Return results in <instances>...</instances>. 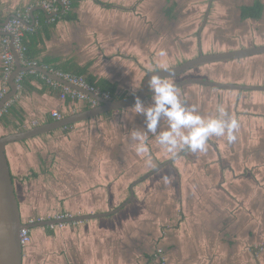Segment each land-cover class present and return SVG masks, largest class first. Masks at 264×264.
<instances>
[{"label":"crops","instance_id":"1","mask_svg":"<svg viewBox=\"0 0 264 264\" xmlns=\"http://www.w3.org/2000/svg\"><path fill=\"white\" fill-rule=\"evenodd\" d=\"M49 1L0 0V24L19 14L32 32L45 20L49 35L39 60L89 66V74L125 97L139 91L149 72L196 58L200 45L208 52L264 46V9L260 19L243 14L264 0H80L76 20L56 23L59 12L38 9ZM213 32L234 36L219 41ZM1 50L0 44V89ZM228 68L217 80L227 79ZM28 73L32 89L21 88L12 102L24 112L25 130L56 121L54 112L64 118L86 106L65 95L62 84ZM236 84L264 86V54L236 60ZM180 89L204 103L198 111L205 117L223 106L240 123L236 141L211 137L206 154L167 153L148 133L153 153L138 154L131 132L147 130L145 117L128 108L7 146L25 224L108 214L32 227L22 264H264V92ZM15 132L0 124V137ZM132 187L130 203L110 214Z\"/></svg>","mask_w":264,"mask_h":264},{"label":"water","instance_id":"2","mask_svg":"<svg viewBox=\"0 0 264 264\" xmlns=\"http://www.w3.org/2000/svg\"><path fill=\"white\" fill-rule=\"evenodd\" d=\"M60 5L64 11V5L60 2ZM211 2L209 3L207 16L205 17V23L208 20V13L210 12ZM38 9L46 11L43 7H38ZM58 15V14H55ZM55 15H49V18H53ZM16 16H12L14 18ZM33 17V14H32ZM3 21L0 27H3L11 19ZM4 35V32H1ZM199 55L187 62L177 65L172 68H166L162 70H156L149 72L144 78L142 85L137 93L131 96L119 98L116 100H105L102 97L95 95L83 88L72 84L68 80L58 76L57 74L50 72L47 68L38 65L23 66L19 56L15 53L16 66L9 79L10 91L0 102V111L4 108L6 103L13 101L18 95L19 89L16 80L18 77L25 72L36 71L43 74L47 78L62 84L70 89L77 90L83 94L90 96L91 98L97 100L100 104L94 108H90L85 111H81L60 120H56L50 123H45L39 126H35L28 130L15 132L0 137V264H22L23 263V252L24 247L21 243L20 232L22 229H31L36 226H46L51 224H60L65 222H78L87 219H94L102 215L108 214H97V215H84L76 216L61 220H47L36 222L34 224H25L21 217V211L19 206V201L16 195V188L14 179L11 173L9 161L7 158V146L16 142H23L41 135L51 133L55 130L65 129L75 124L83 121H87L99 116H103L109 113L122 111L124 109L132 108L135 104V98L138 96L143 102H145L148 97L152 96V92L148 87V79L151 75L159 74L162 79L169 80L177 78L192 69H196L205 65H211L221 62H230L241 59L250 58L257 55L264 54V46H255L250 48H244L240 50L226 51L220 53H209L204 54L202 51V46L199 48ZM178 89L189 85H199L206 86L214 89L228 90V91H259L264 92V86H248L240 84H230V83H217L206 81L200 78H190L182 82L175 84ZM173 163V159L161 163L158 167L153 169L151 172L146 174L142 179H140L136 184L147 180L152 175L159 172L161 169L165 168L169 164ZM134 197V189L131 188V197L122 204L118 209L112 211L110 214H115L120 211L125 205L129 204Z\"/></svg>","mask_w":264,"mask_h":264},{"label":"clouds","instance_id":"3","mask_svg":"<svg viewBox=\"0 0 264 264\" xmlns=\"http://www.w3.org/2000/svg\"><path fill=\"white\" fill-rule=\"evenodd\" d=\"M160 55H165L163 50ZM148 87L152 92L151 104L146 106L137 96L131 108L133 114L145 117L147 129H134L131 132L136 153L149 151L146 144L148 133L156 136L157 143L167 153L188 149L193 153L206 154L211 137H226L229 144L236 141L240 123L223 106L217 107L216 116L205 118L195 107L186 106L178 87L162 79L159 74L150 76ZM164 124L166 127L160 130Z\"/></svg>","mask_w":264,"mask_h":264},{"label":"trees","instance_id":"4","mask_svg":"<svg viewBox=\"0 0 264 264\" xmlns=\"http://www.w3.org/2000/svg\"><path fill=\"white\" fill-rule=\"evenodd\" d=\"M70 1V9L62 11V7L60 5L61 0H57V5L59 8V16L54 18V22L56 23L59 18L67 20V21H74L77 18L76 9L79 6L80 0H69ZM264 6L261 3H257L252 7L245 8L243 14L245 17L253 18V19H260L262 16ZM41 14L40 11H38ZM40 17H42L40 15ZM53 22V23H54ZM40 28L33 29L32 32H27L25 37L23 38V45L26 48L25 51V59L30 62H36L40 66H46L50 70L55 72H62L65 74H70L71 76L83 78L87 83L90 85L98 88L102 92H108L111 94L112 100H116L119 98L125 97L124 95H118L117 87L115 84L107 81L106 79H97L96 77L89 74V66H79L73 61L67 62H60L59 60L54 59H43L39 60L40 49L39 46L43 43L44 37L48 38L49 35V26L47 25L45 20L40 19ZM34 75V74H33ZM35 75L40 76L41 74L36 72ZM34 76L30 73H25L22 77V90H29L31 88V82L33 81ZM90 107L86 105L82 111L88 110ZM109 115V114H107ZM24 122V112L21 108L18 107L17 104L13 103L8 108L6 113L0 119V124L4 127L8 128L12 126L17 131H24L25 128L23 127ZM19 123V124H16Z\"/></svg>","mask_w":264,"mask_h":264},{"label":"built area","instance_id":"5","mask_svg":"<svg viewBox=\"0 0 264 264\" xmlns=\"http://www.w3.org/2000/svg\"><path fill=\"white\" fill-rule=\"evenodd\" d=\"M62 4L64 5V10L70 9V1L69 0H61ZM42 7L45 8L49 13H58L59 8L57 5V0H51L49 2H44L42 4ZM21 15L18 14V16L11 18L7 24H5L2 28H0L1 32H4V35L0 34V44H1V51H2V86L0 89V102L2 99L8 94L10 91V85H9V79L12 75V73L15 70L16 66V57L15 53L19 56L23 66H32L37 65L36 63L30 62L27 59H25V51L26 48L23 45V38L25 37V34L30 31V29L26 26L24 21L20 18ZM58 76L68 80L72 84H75L84 90H87L88 92H91L95 95H98L102 97L105 100H112L111 94L108 92H102L98 88L90 85L87 83L83 78L71 76L70 74H65L62 72H55L51 71ZM23 75L21 74L18 79L16 80L18 84V89L20 90L22 88L21 82H22ZM65 95H67L69 98L75 101L83 102L86 105H88L90 108H94L98 106L100 103L91 98L90 96L83 94L77 90L70 89L66 86H62ZM13 101L6 103L4 108L0 111V119L2 116L6 113L7 108L12 104ZM53 117L57 120L62 119V115H60L58 112L53 113ZM65 216L58 217L59 220L64 219ZM42 219L37 221H31V224H34L36 222H41ZM21 237V243L24 247L27 245L30 241V229H22L20 232ZM159 253H162L161 250H159Z\"/></svg>","mask_w":264,"mask_h":264},{"label":"rangeland","instance_id":"6","mask_svg":"<svg viewBox=\"0 0 264 264\" xmlns=\"http://www.w3.org/2000/svg\"><path fill=\"white\" fill-rule=\"evenodd\" d=\"M193 35H195V36H197V34H193ZM211 36H213L214 37V39H218L219 41H220V39H222V38H224V39H230V38H232L234 35L233 34H219V33H217V32H213L212 34H211ZM194 37V36H193ZM232 44V41L230 42V45ZM232 46V45H231ZM230 48H232V47H230ZM224 49H228V48H224ZM216 50H218V51H216ZM202 51H203V49H202ZM211 51H214V52H211ZM230 51H232V50H230ZM222 52H226V50H223ZM203 53L204 54H209V53H211V54H213V53H220L219 52V48L218 47H215V48H211V50H210V52H208L207 50H205L204 49V51H203ZM190 59H188V60H185L184 62H187V61H189ZM184 62H182V63H184ZM182 63H180V64H182ZM178 65V64H177ZM176 64L175 65H172L173 67L174 66H177ZM223 65H225L226 67H228V66H235V67H232L231 68V70L230 71H228V72H226V73H228V75H226L227 76V79L225 80V81H223V82H220V80H217L218 79V72H216V74L215 73H206V74H204L203 76H202V73H197V72H189V73H187L186 75H184V76H180V77H178L177 79H170V80H168V81H170V82H172V83H174V82H179L180 80H183V79H186V78H188V77H191V75L194 77V76H196L195 74H198V75H201V76H199L200 78H202V79H204V80H206V81H211V82H217V83H230V84H236V69H234V68H236V61H230V62H226V63H223ZM212 76V77H211ZM203 88V87H202ZM185 90L186 89H179V92H180V95H181V99L184 101V103L186 104V106H189V107H195L196 109H197V112L201 115V116H203V117H205L204 115H202L201 114V112L200 111H198V110H201V107L204 105V103L203 102H199L198 103V101H196V100H192V98L190 99V96L187 94V95H185ZM197 90H205V89H201V88H199V89H197ZM245 92H247V91H243V93H245ZM199 94L198 93H195V96H198ZM149 101H151L152 102V100H151V98L149 99ZM211 102H213L212 100L209 102V103H211ZM208 103V104H209ZM207 104V105H208ZM207 110H209V108H207ZM215 115L214 114H212V113H209V116L208 117H214ZM208 117H205V118H208ZM150 137H152V134L150 133ZM151 142H152V140L150 139V138H147V140H146V144H147V147H148V149H149V151L147 152V155H152V153H153V151H152V145H151ZM238 169H240V167H238V166H236V175H238V173H240L239 171H238ZM237 177V176H236ZM236 180H239L238 178H236Z\"/></svg>","mask_w":264,"mask_h":264},{"label":"flooded vegetation","instance_id":"7","mask_svg":"<svg viewBox=\"0 0 264 264\" xmlns=\"http://www.w3.org/2000/svg\"><path fill=\"white\" fill-rule=\"evenodd\" d=\"M223 63H226V62H221V63H216V64H211V65H205V66H202V67H199V68H196V69H192L191 71H189V72H197L198 74L199 73H204V74H206V73H210V69H208V68H210L209 66H212V68H213V70H217L218 72H220V70H223V71H225V65H223ZM231 67H235L234 65L233 66H231ZM230 67V68H231ZM227 68V70L229 69L228 67H226ZM234 69H236V68H234ZM230 71V70H229ZM189 72H187V73H189ZM187 73H185V74H183V75H181V76H184V75H186ZM198 74H195L196 76L198 75ZM203 74V75H204ZM196 76H192L191 75V77H188V78H186V79H183V80H180L179 82H182V81H184V80H187V79H190V78H199V77H196ZM180 77V76H179ZM178 78V77H177ZM177 78H173V79H177ZM170 80V79H169ZM179 82H174V84H176V83H179ZM219 90V89H218ZM152 96H150V97H148V99L147 100H149L150 98H151ZM109 114H111V113H109ZM107 115V114H106Z\"/></svg>","mask_w":264,"mask_h":264}]
</instances>
